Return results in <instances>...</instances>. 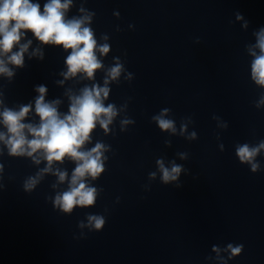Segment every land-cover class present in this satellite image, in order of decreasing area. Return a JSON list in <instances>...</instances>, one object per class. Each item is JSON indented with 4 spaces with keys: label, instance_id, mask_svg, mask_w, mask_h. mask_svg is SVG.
Returning <instances> with one entry per match:
<instances>
[{
    "label": "clouds",
    "instance_id": "1",
    "mask_svg": "<svg viewBox=\"0 0 264 264\" xmlns=\"http://www.w3.org/2000/svg\"><path fill=\"white\" fill-rule=\"evenodd\" d=\"M72 0H47L41 11L40 3L33 0H0V75L11 78L14 72L9 64L16 67L24 66V54L28 52L32 44L31 40L21 43L28 32L40 41L41 44L62 46L69 51L65 64L67 72L61 73L64 79L83 74L87 79H93L98 69L102 68L101 61L97 58V50L101 54H107L109 45L98 46L94 38L93 30L85 26L91 20V13L82 17L66 18V12L70 8ZM81 12L85 10L80 9ZM237 19H243L237 14ZM247 27V22H245ZM256 44L249 51L254 59L251 62V78L256 84L264 86V27L255 32ZM18 46V50L13 49ZM253 49H259V54ZM31 55L43 59L42 51L37 48ZM123 69V65L117 63L108 70V77L116 80ZM63 83V81H60ZM109 80L104 81L105 86L94 84L91 87H83L79 94L69 96L70 104L68 112L62 114L58 111L59 100L47 102L45 96L47 88L44 85L37 86L35 91L39 95L35 98L34 110L39 117V123H25V119L32 111V105H22L19 110L4 107L0 111V124L6 128V132H0L2 141L12 156L34 157V162L41 161L37 156L47 162L37 177H30L25 183V190L30 191L38 183L43 173L52 172L54 163H62L65 158L75 162L76 166L68 181V189L55 197V205L65 212H71L75 206H91L95 203L97 189L88 186L87 177L97 178L104 171L101 159L105 146L97 142L90 150H83L86 142L91 140V133L100 125L106 132L108 125L117 115L113 104L105 106L110 89L107 87ZM264 103V99L261 100ZM3 104V101H0ZM167 109L159 116L153 117L162 130L175 132L174 122L165 119ZM128 121H125L127 123ZM195 136V133L192 134ZM264 150V140L258 146L250 147L247 143L237 146L236 155L241 163L251 165V171L256 172L260 167L255 162V157ZM184 157V154H181ZM159 170L162 173L164 183L176 181L182 171V166L173 162L169 169L162 160H157ZM54 175L63 183L68 173L57 169ZM155 176V173H151ZM177 187H180L178 184ZM89 224L96 230L105 225L103 215L90 214ZM243 245H228L233 253H239Z\"/></svg>",
    "mask_w": 264,
    "mask_h": 264
}]
</instances>
